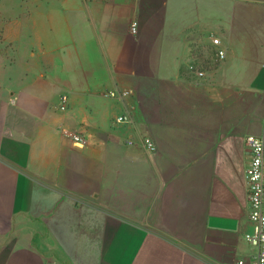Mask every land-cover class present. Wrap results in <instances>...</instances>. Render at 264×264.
<instances>
[{"label": "crops", "instance_id": "crops-1", "mask_svg": "<svg viewBox=\"0 0 264 264\" xmlns=\"http://www.w3.org/2000/svg\"><path fill=\"white\" fill-rule=\"evenodd\" d=\"M263 130L264 0H0V264L250 263Z\"/></svg>", "mask_w": 264, "mask_h": 264}, {"label": "built area", "instance_id": "built-area-1", "mask_svg": "<svg viewBox=\"0 0 264 264\" xmlns=\"http://www.w3.org/2000/svg\"><path fill=\"white\" fill-rule=\"evenodd\" d=\"M138 24L135 22L131 26V32L137 33ZM215 45L220 44V40L215 38L213 40ZM217 56L220 59L225 57V51L219 50ZM194 69V66L192 67ZM199 76H203L204 72L198 71ZM129 93V92H128ZM108 97H118L117 91L106 94ZM68 106V96L61 97V109L66 110ZM129 118L121 115L117 118V122H129ZM65 134L72 141L76 147H83L87 138L85 135L67 131ZM128 145H135L134 140H128ZM142 146L154 151L156 146L150 138H145L142 141ZM246 146L250 152V162L245 170V181L247 184L249 219L253 225L251 232L245 235L246 240L256 248V255L254 259L247 263L241 259L237 264H264V130L259 135H248L246 137Z\"/></svg>", "mask_w": 264, "mask_h": 264}]
</instances>
